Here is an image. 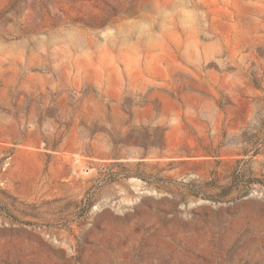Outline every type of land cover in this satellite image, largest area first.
<instances>
[{
	"label": "rangeland",
	"instance_id": "1",
	"mask_svg": "<svg viewBox=\"0 0 264 264\" xmlns=\"http://www.w3.org/2000/svg\"><path fill=\"white\" fill-rule=\"evenodd\" d=\"M0 264H264V0H0Z\"/></svg>",
	"mask_w": 264,
	"mask_h": 264
}]
</instances>
